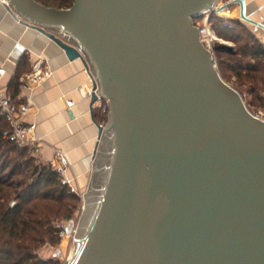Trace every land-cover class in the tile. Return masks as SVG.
<instances>
[{"label": "water", "instance_id": "1", "mask_svg": "<svg viewBox=\"0 0 264 264\" xmlns=\"http://www.w3.org/2000/svg\"><path fill=\"white\" fill-rule=\"evenodd\" d=\"M215 2L10 0L110 100L69 264H264V120L200 39Z\"/></svg>", "mask_w": 264, "mask_h": 264}, {"label": "trees", "instance_id": "2", "mask_svg": "<svg viewBox=\"0 0 264 264\" xmlns=\"http://www.w3.org/2000/svg\"><path fill=\"white\" fill-rule=\"evenodd\" d=\"M59 2V7H68L74 0ZM200 18L203 17L195 18V23ZM210 24L220 36L235 43L232 47L215 45L222 77L229 81L228 76L236 75L240 84L249 82V92L262 106L263 95H256L264 91L263 44L242 20L212 13ZM10 88L11 94L16 95L18 74ZM94 113L98 121L107 120L108 112L101 108H95ZM7 126V121L0 118V264H55L52 259L37 258L35 250L45 241H59V228L54 221L59 217L71 218L80 196L61 183L50 164H36L28 147H19L4 138L2 132ZM13 198L16 203L11 206Z\"/></svg>", "mask_w": 264, "mask_h": 264}, {"label": "crops", "instance_id": "3", "mask_svg": "<svg viewBox=\"0 0 264 264\" xmlns=\"http://www.w3.org/2000/svg\"><path fill=\"white\" fill-rule=\"evenodd\" d=\"M221 6L223 9L217 13L219 16L244 21L263 44L264 27L243 20L239 3L231 1ZM245 11L264 24V0H246ZM39 56L54 69V76L40 84L26 86L22 78ZM0 63L5 64L8 70L3 79L5 90L12 92L10 85L18 74L19 89L16 94H22L30 102L24 119L36 122V136L44 141L40 157L42 163L50 164L55 160L56 150L62 149L69 158L70 175L75 178V184L82 192H87L93 161L104 132L101 134L100 126H105L106 121H98L95 117L94 109L99 107L91 103L93 82L83 60H71L57 42L18 22L0 3ZM67 100L74 101L71 108Z\"/></svg>", "mask_w": 264, "mask_h": 264}, {"label": "built area", "instance_id": "4", "mask_svg": "<svg viewBox=\"0 0 264 264\" xmlns=\"http://www.w3.org/2000/svg\"><path fill=\"white\" fill-rule=\"evenodd\" d=\"M233 0H216L211 9L203 17L204 21L197 22L196 25L199 28L200 39L207 46L215 59L216 66L218 67L217 60L215 57V45L216 43L225 44L226 46H234V42L227 40L220 36L210 24V16L212 13H218V9L223 3H228ZM4 6L7 7L15 19L20 22L23 16L17 12L12 5L10 0H0ZM264 46V41H263ZM89 67L86 68L93 86L91 87L90 94L96 93L98 95V100L94 103V106H98L103 109L104 112H109L110 110V100L97 92L99 88V83L96 75L94 74L91 64L88 61ZM8 73L5 64L0 63V118H4L7 121L8 126L3 130L2 134L4 138H7L19 147H28L31 155H33L38 162L42 163L41 154L43 147V139L36 136L37 124L36 122L25 121V116L30 109V102L24 98L22 94L13 95L7 92L4 87L3 79ZM54 76V69L50 66L48 62L41 56H39L33 63L32 69L25 74L22 78V82L26 86L40 84L47 79ZM96 83V87L94 84ZM264 99V91L262 93ZM68 107L74 105L73 100H67ZM254 116L259 119L264 120V103L257 111H251ZM52 169L58 174L61 183L67 185L72 192L77 193L81 200L82 206L85 207V193L80 190V188L75 184V178L70 175L71 164L69 158L65 151L62 149H57L55 152V160L50 163ZM16 200L11 202V206H14ZM58 223V222H57ZM58 228L61 230V234L69 233V225L65 222H59L57 224ZM59 230V231H60Z\"/></svg>", "mask_w": 264, "mask_h": 264}, {"label": "rangeland", "instance_id": "5", "mask_svg": "<svg viewBox=\"0 0 264 264\" xmlns=\"http://www.w3.org/2000/svg\"><path fill=\"white\" fill-rule=\"evenodd\" d=\"M39 2L43 3V4H47L48 6H53V7H57V8H68L71 6H63V7H59L60 2L59 0H40ZM73 5V4H72ZM206 15L202 16L205 17ZM204 18H200V20H198V22H202ZM262 42V41H261ZM235 44V43H234ZM216 57V55H215ZM217 60V58H216ZM218 64V61H217ZM228 80H226L227 82H229L232 86H234L236 89H238L240 91V93L242 94L247 106L249 107V109L251 111H257L261 105L259 104V101L257 102L255 100V98L253 99V95L249 92L248 88L250 86L249 82H245L243 84H240L237 81V76L236 75H231L228 76ZM263 90L260 91L256 96H260L262 95ZM106 97V96H105ZM111 108V107H110ZM104 110L102 109V112ZM109 116H110V110L108 112V116H107V120H106V124L108 123L109 120ZM35 163L38 164V162L35 160ZM89 188V187H88ZM15 200V198H13L11 200V202ZM86 202V199H85ZM11 204V203H10ZM82 200L80 198L79 203L77 208L75 209V212L73 214V216L71 218H56V220L54 221V225L57 226V224L59 222H65L69 225V233L62 235L61 234V230L59 231V241L57 242H50V241H45L44 243H42L36 250L35 253L37 255V258H39L40 260H50L52 259L53 262L55 264H69V261L71 259V257L73 256L74 250H75V234L77 232V228H78V224L80 221V218L83 214V211L85 209V207L82 206ZM58 222V223H57Z\"/></svg>", "mask_w": 264, "mask_h": 264}]
</instances>
